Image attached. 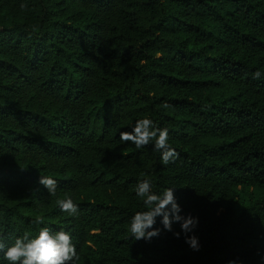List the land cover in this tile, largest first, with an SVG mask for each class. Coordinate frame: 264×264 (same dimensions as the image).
<instances>
[{"label":"trees","instance_id":"1","mask_svg":"<svg viewBox=\"0 0 264 264\" xmlns=\"http://www.w3.org/2000/svg\"><path fill=\"white\" fill-rule=\"evenodd\" d=\"M142 118L175 162L120 141ZM141 180L174 188L199 251L160 217L130 237ZM41 227L71 235L76 264H264V0H0V236Z\"/></svg>","mask_w":264,"mask_h":264},{"label":"clouds","instance_id":"2","mask_svg":"<svg viewBox=\"0 0 264 264\" xmlns=\"http://www.w3.org/2000/svg\"><path fill=\"white\" fill-rule=\"evenodd\" d=\"M20 9L26 11L27 5L21 3ZM252 76L254 79H259L261 73L256 71ZM161 107L167 109L171 105L165 102ZM119 139L121 142H131L137 149L153 144L154 150L161 153L160 159L164 164L173 163L179 158V153L168 143V129L158 127L150 118L136 120L130 132L119 133ZM37 183L50 195L56 194V180L39 176ZM135 194L143 198L147 210L137 211L131 216L128 230L132 239L150 242L153 238H157L161 229L156 228L155 224L156 218L160 217V223L165 231L172 232V225L179 224L180 231L173 232L174 237L179 238L183 233L186 237L185 243L193 251H199L198 238L195 235H188L197 227L198 219L190 214L179 215L182 209L177 203L174 188H165L162 192L156 193L153 191L150 180H141L136 184ZM56 204L61 212L72 216L78 214V205L71 197L58 199ZM35 222L43 225L45 219L38 217ZM0 254H2L0 258L8 264H76V261L80 259L77 248L72 243L71 235L65 230L52 231L49 227H41L34 237L28 234L15 237L11 243H6L5 238L0 236ZM229 264H235V262L229 261Z\"/></svg>","mask_w":264,"mask_h":264}]
</instances>
